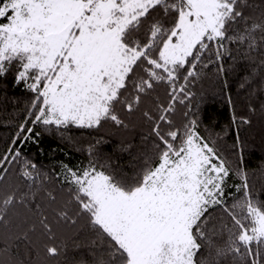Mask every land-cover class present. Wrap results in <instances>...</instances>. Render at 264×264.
I'll return each mask as SVG.
<instances>
[{
    "label": "snow or ice",
    "instance_id": "snow-or-ice-1",
    "mask_svg": "<svg viewBox=\"0 0 264 264\" xmlns=\"http://www.w3.org/2000/svg\"><path fill=\"white\" fill-rule=\"evenodd\" d=\"M240 48L264 55V0H0V79L12 73L32 94V125L62 138L70 127L99 129L110 121L126 128L121 111L140 112L150 125L144 139L151 150L132 176L95 157L85 167L63 166L69 199L56 223L87 218L103 246L90 264H264V199L215 139L201 134L197 113L174 120L176 105L191 103L199 69ZM162 84L167 103L152 96ZM147 99L153 107L142 109ZM27 122L16 140H33ZM21 160L18 148L0 156V182L6 165ZM23 165L25 178L40 175L35 163ZM232 175L241 178L239 196L227 192ZM18 204L27 207L15 189L0 186V228ZM35 209L54 240L48 216L39 204ZM0 241V264H25L2 232ZM45 252L58 257L61 249L46 245Z\"/></svg>",
    "mask_w": 264,
    "mask_h": 264
},
{
    "label": "trees",
    "instance_id": "trees-1",
    "mask_svg": "<svg viewBox=\"0 0 264 264\" xmlns=\"http://www.w3.org/2000/svg\"><path fill=\"white\" fill-rule=\"evenodd\" d=\"M261 60L264 55L246 53L240 48L234 49L233 56L225 57L219 63L201 67L198 79L190 85L194 93L191 103L187 109L177 104L174 120L177 124L185 122V111L197 113L201 134L215 139L221 154L234 168L238 165L247 173L252 191L264 199V65ZM13 80L12 73L0 79V156L10 147L18 148L22 160L6 165L9 171L0 186L15 189L18 196L24 197L27 207L18 204L9 216L7 229L0 228V232L9 237L18 259L24 260L25 264H81L83 260H89L90 264V258L101 254L103 246L93 235L87 218H79L75 225L56 223V210L69 199L63 166L85 167L95 157L132 176L139 169V157L151 150L152 146L144 139L150 132V125L142 119L140 112L127 114L121 111L128 125L126 128L110 121L99 129L70 127L62 130V138L60 133L45 130L42 125H32L28 116L32 94L23 84L18 86ZM152 96L167 103V86H158ZM141 107L152 108V99L145 100ZM241 119L250 123H241ZM26 120L25 127L33 129V140H16L20 126ZM241 147L243 151L238 153ZM23 160L37 165L40 175L35 180L22 175ZM228 183L232 187L227 192L239 196L234 186L241 183V178L232 175ZM48 192L57 197L55 202L49 201ZM232 199L233 196H229V200ZM36 204L48 216L54 240H50L39 225ZM32 224L36 229L28 233V239L15 241V236L27 232ZM53 244L61 249L58 257H50L45 252V246Z\"/></svg>",
    "mask_w": 264,
    "mask_h": 264
}]
</instances>
